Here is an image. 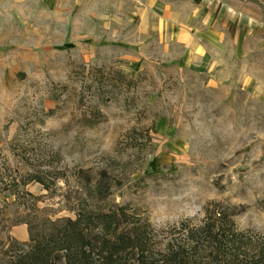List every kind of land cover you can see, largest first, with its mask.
<instances>
[{
    "label": "rangeland",
    "instance_id": "obj_1",
    "mask_svg": "<svg viewBox=\"0 0 264 264\" xmlns=\"http://www.w3.org/2000/svg\"><path fill=\"white\" fill-rule=\"evenodd\" d=\"M141 2L0 0V264L29 238L31 194L49 192L23 184L35 168H54L36 202L48 214L73 216L78 168H106L121 182L109 202L156 228L220 202L264 239V0L245 2L259 33L192 58ZM96 108L103 121L74 123Z\"/></svg>",
    "mask_w": 264,
    "mask_h": 264
},
{
    "label": "trees",
    "instance_id": "obj_2",
    "mask_svg": "<svg viewBox=\"0 0 264 264\" xmlns=\"http://www.w3.org/2000/svg\"><path fill=\"white\" fill-rule=\"evenodd\" d=\"M128 83L135 80L129 78ZM104 119L96 108L74 123L95 126ZM52 169L27 173L23 184L37 181L49 192L31 194L35 209L21 220L29 238L13 240L6 264H264V239L236 226L232 206L212 202L199 222L186 218L156 228L129 204L109 202L112 189L121 182L114 181L106 168H78L74 177L80 193L71 208L73 216L48 214L36 202L52 195L46 179ZM60 177L53 175V181Z\"/></svg>",
    "mask_w": 264,
    "mask_h": 264
},
{
    "label": "crops",
    "instance_id": "obj_3",
    "mask_svg": "<svg viewBox=\"0 0 264 264\" xmlns=\"http://www.w3.org/2000/svg\"><path fill=\"white\" fill-rule=\"evenodd\" d=\"M246 1L142 0L141 10L142 15L148 11L147 22L160 40L180 42L184 56L192 58L202 51L201 42L223 49L226 35L241 43L261 31L258 17L246 11Z\"/></svg>",
    "mask_w": 264,
    "mask_h": 264
}]
</instances>
